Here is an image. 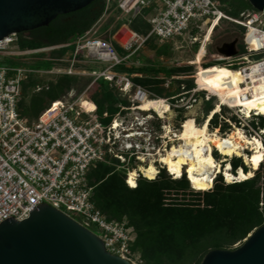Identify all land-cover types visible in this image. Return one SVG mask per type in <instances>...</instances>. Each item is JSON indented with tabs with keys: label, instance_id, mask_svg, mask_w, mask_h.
Segmentation results:
<instances>
[{
	"label": "built area",
	"instance_id": "1",
	"mask_svg": "<svg viewBox=\"0 0 264 264\" xmlns=\"http://www.w3.org/2000/svg\"><path fill=\"white\" fill-rule=\"evenodd\" d=\"M110 1L107 0V11ZM117 7L122 15L130 16L131 20L142 15L144 10L151 9L146 17L148 32L132 30L130 21L128 24L123 23L110 41L94 36L89 38V34L77 41L75 50V57L86 51L94 61L110 64L101 72H93L95 81L105 79L130 100V106H120V112L111 123L105 125L101 122L96 104L86 93L75 97L74 92L52 103L37 120L29 122L23 119L18 103L22 83L31 71L22 67L0 66V224L10 217L16 221L28 219L30 211L36 206L47 204L74 220L73 216L80 217L84 222H78L89 230V226H95L101 232L98 236L103 240L106 250L133 264L130 257L135 253H132L130 246L136 238L134 229L127 221L106 219L91 200L93 189L88 176L99 163H113L116 160L119 161L118 168L127 171L126 183L129 187L131 173L137 172L136 188L138 180L146 178L142 168L154 164L156 177L165 168L160 162L161 156L167 154L171 142L170 138H166V125L163 126L165 134L155 136L153 120L154 113L158 114L154 110L147 112V117L142 119L129 113L147 100L159 97L136 85L130 77L111 70L144 49L151 39L166 44L184 37L193 27H207V36L210 30L214 32L223 20H227L244 29V41L249 52L241 54L238 44V55L227 57L218 51L222 44L217 47L215 56H209L207 47L210 39L200 65H196L197 73L193 76L195 87L188 90L182 84L179 94L165 100L169 104V112L172 108L191 110L201 100L210 101L213 97L220 100L216 94L198 83L201 69L207 71L210 67H225L244 61L251 65L240 69L244 76L241 84L244 94L240 97L243 101L251 100L254 83H264V11L248 10L239 18H232L216 0H118ZM118 20L122 21L120 18ZM123 29L127 34L123 40H119L117 35ZM115 44L127 53L125 57L118 54ZM38 51L18 50L17 35L0 40V56L20 57ZM67 74L72 75V70ZM172 82V79L166 80L165 87L169 89ZM40 90L38 88L37 91ZM84 102L94 108L88 109ZM224 106L236 112L239 118L235 123L229 121L232 128L242 129L245 135L249 131L248 122L261 117L253 112L251 118H246L221 102V109ZM217 130L220 133V129ZM251 130L264 144V129ZM157 163L160 164L159 168ZM263 164L264 161L261 166Z\"/></svg>",
	"mask_w": 264,
	"mask_h": 264
},
{
	"label": "trees",
	"instance_id": "2",
	"mask_svg": "<svg viewBox=\"0 0 264 264\" xmlns=\"http://www.w3.org/2000/svg\"><path fill=\"white\" fill-rule=\"evenodd\" d=\"M216 1L232 18H239L243 12L254 10L248 0ZM115 7L117 13L120 12L117 4ZM106 12L107 0H96L80 11L59 16L47 27L31 31L29 36L25 33L17 35V48L20 51L56 47L48 56L43 53L31 54L27 56L30 61L0 56L8 59L6 65L1 66L23 67L31 71L22 83L18 103L23 119L29 122L37 120L52 103L75 92L79 78L67 74V71L75 57L76 43L91 34ZM150 13L151 9L144 10L142 15L132 20L131 29L140 33L148 32L146 17ZM122 24L121 20H116L115 26L110 23L93 36L99 37L109 30L112 35ZM238 31L242 37L240 53L247 54L250 49L244 41L245 31L241 27ZM155 41L151 39L147 45H153ZM116 49L122 53V57L127 55L118 45ZM153 49L158 57L169 53L167 45L159 48L153 46ZM139 53L127 60L130 66L127 61L116 66V73L130 77L136 85L150 89L159 98L176 96L181 92L182 84L188 90L195 87L194 77L180 78L182 74L189 73L191 67H138L135 62L140 61ZM76 58L81 59V56ZM53 71L60 73H51L52 76L47 80L42 78L41 73ZM168 79L173 80L172 85H179L175 91L163 88L162 84ZM93 87L95 89L89 98L96 104L97 114L103 124L113 121L121 110L120 106H130L126 97L105 79H98ZM38 88L41 90L37 91ZM84 89L74 93L75 97L80 96ZM214 98L204 101L206 119L214 106ZM217 115L210 121L214 130L218 128ZM261 118L260 127L264 129V116ZM118 163L116 160L113 163H99L90 171L88 178L93 189L91 200L108 221H127L134 229L136 238L130 249L132 253L139 254L143 264H201L210 251L233 250L254 230L264 226V181L261 182L259 171L253 178L233 184H226L222 178L216 179L212 190L198 191L191 189L185 175L172 179L162 170L158 178L147 180L141 177L137 187L131 188L126 183L127 171L119 169ZM230 164L233 171L242 168L248 172L240 158H234ZM188 196L201 200H188Z\"/></svg>",
	"mask_w": 264,
	"mask_h": 264
},
{
	"label": "water",
	"instance_id": "3",
	"mask_svg": "<svg viewBox=\"0 0 264 264\" xmlns=\"http://www.w3.org/2000/svg\"><path fill=\"white\" fill-rule=\"evenodd\" d=\"M96 0H0V40L49 26L59 16L80 11ZM264 11V0H248ZM239 40L218 51L237 56ZM0 264H131L109 253L103 240L65 213L40 204L30 217L0 224ZM201 264H264V226L233 250L210 251Z\"/></svg>",
	"mask_w": 264,
	"mask_h": 264
},
{
	"label": "bare ground",
	"instance_id": "4",
	"mask_svg": "<svg viewBox=\"0 0 264 264\" xmlns=\"http://www.w3.org/2000/svg\"><path fill=\"white\" fill-rule=\"evenodd\" d=\"M213 31L202 41V46L196 54L194 65H200L203 54L206 52V46L211 39ZM255 47V45H254ZM258 47V45H256ZM251 65L249 62H239L226 65L225 67H210L207 71L201 69L198 83L210 90L220 98L208 113V119L203 126L199 127L193 118L187 119L184 130L170 138V142H178L168 149L167 154L161 156L163 164L168 172L175 178H182L185 174L193 189L198 191H208L215 183V178L222 174L227 183L234 181L243 182L255 176L264 161V144L257 137L246 136L242 129L234 128L228 136H221L219 131H210V121L214 115L221 111L222 104H228L234 108L237 113L246 118H251L255 112L259 116H264V83L255 84L253 87V99L243 101L241 95L244 94L241 84L244 82V76L240 69ZM84 106L93 109L94 106L84 102ZM154 110L161 118L169 112V104L165 98L149 99L143 103L136 111L147 113ZM166 138H169L171 131L167 127ZM213 149H218L222 155L221 160H217L213 155ZM250 150L251 154L245 151ZM234 156L245 159L246 164L251 170L245 172L242 168L232 173V166L229 158ZM142 173L149 180H154L157 175V169L154 164L149 168H142ZM137 172H133L129 178L131 188L136 186Z\"/></svg>",
	"mask_w": 264,
	"mask_h": 264
},
{
	"label": "rangeland",
	"instance_id": "5",
	"mask_svg": "<svg viewBox=\"0 0 264 264\" xmlns=\"http://www.w3.org/2000/svg\"><path fill=\"white\" fill-rule=\"evenodd\" d=\"M118 0H111L110 1V8L109 10L106 12V14H104V16L100 19V21L95 25L94 29L92 30L91 34L88 36L93 37V34L95 32H100L102 29H104L108 24L112 23V26L116 25V20H118V18L122 19V23H129L130 21L132 22L130 16H124L121 14V12L117 13V9L115 7V4H117ZM115 19L114 22H112V20ZM130 22V23H131ZM197 30V31H195ZM239 27L236 26L234 23H231L227 20H223L219 26L215 29V31L212 34L211 37V42L207 47V51L209 56H215L217 54V47L221 46L224 43H231L234 40L238 39L239 41L242 40V37L240 36L239 33ZM127 34L126 30L123 29L121 30L118 35H117V39L119 40H123V38L125 37V35ZM207 34V27H202L201 29H197L194 28L188 33L186 34L184 37H180V38H176L171 42H168L166 44H161L157 41L154 42L153 45H147L144 49H142L139 53V60L140 61H136L135 64L136 66H144V65H156V66H165V67H180V68H185V67H191L192 70L189 73H184L180 76V78H191L193 77L196 73V65L193 64L196 54L199 50L200 44L203 41V39H205V36ZM114 34L111 35V31L109 30L108 32L102 34L99 36L100 39L105 40V41H110L112 39V36ZM195 38H198V41H195ZM164 45H167L169 47V53L167 56H163V57H158L156 54L155 49H153V46H156L157 48L162 47ZM51 48H45V49H41L38 52L33 53L34 54H45L46 56H48L51 52ZM118 54L122 57V53L118 52ZM31 55V54H29ZM29 55L25 56H21L18 59L24 60V61H30L28 60ZM81 59L79 58H73V60L70 62V67L68 69L67 72H69L70 70H72L73 74L72 76H77L79 78L78 83L76 84V90H75V94L78 93L79 90L83 89L85 87V89L83 90V92L81 93V95L83 93H86L87 96L91 97L93 90L95 89V87H93L94 83H95V76L91 74V71H97V72H101L103 70H105L106 68H108L110 66V64L108 63H102V62H97L94 61L89 55L88 53L85 51L83 53L80 54ZM257 56H255L256 58ZM8 59H5L3 57H0V66L1 65H6V61ZM67 60V59H66ZM128 62V61H127ZM128 66L131 65V63H127ZM218 66H221V64H217ZM63 69V68H62ZM118 69L114 68L111 71L116 72ZM59 74L60 71H53V72H46V73H41L42 78L44 80L50 79V77L52 76V74ZM64 73V72H63ZM51 74V75H50ZM165 83L166 81H164V83L162 84L163 88L165 87ZM179 85H172L169 89H171V91H175L177 89ZM38 90V89H37ZM148 91H150V89H147ZM151 93H153L152 91H150ZM124 97V96H123ZM122 99V98H121ZM125 99L128 100V102L130 103V100L128 99V97H126ZM214 105L218 100L217 97L214 98ZM130 114H132V116H138L140 119H142L143 117H147V113H142L140 111H133V112H129ZM155 115V119L153 120V125H154V129H155V136H161L164 135V130H163V126L166 125L169 130L171 131V133L169 134V138H174L176 139L174 136L176 134L181 133L184 130V125L187 119L193 118L196 122V125L201 127L203 126V124L205 123L206 119V111H205V105L203 100H201V102H199L196 106H194L193 109L191 110H178V109H171V111L165 115L164 118L158 117V115ZM218 128L220 129V135L221 136H225L226 134H229L233 128L230 125L229 121H231L232 123L238 122L239 118L236 115V112L230 110L228 107H222L221 109V114H218ZM262 118H258V119H251L248 122L249 127L247 128L249 131L246 132V136L251 137L250 135L254 136L256 135L251 128L254 131H258V128L260 127ZM210 131L214 132L216 131V129L214 130L213 127L210 126ZM167 134V133H166ZM168 136V135H166ZM158 143H160L159 141H157ZM173 144H178V142H171L170 146ZM216 153L218 155V157L216 158ZM246 154H251L250 150H246L245 151ZM213 155L217 160H221L222 159V155L220 154V152L217 149H213ZM234 158H240L243 162V164L248 168V171L251 170L250 167L246 164L245 159L242 157H238V156H234L232 158H229V162H231ZM158 168L160 166L159 163H157L156 165ZM165 170L167 172V174L169 176H171L172 179H175L166 169V167L164 169H161L160 171ZM261 174V182L264 181V164L259 168L258 170ZM257 171L254 172V174ZM233 174H236L237 171H233ZM159 177V173L158 176L156 178ZM186 179L187 175L185 174ZM144 178V177H143ZM223 179V181L226 184H233V183H237L238 181H234L233 183H227L225 181V178L222 174L218 175L214 180L218 179ZM147 179V178H146ZM149 180V179H147ZM189 181V180H188ZM190 183V182H189ZM215 185V183H214ZM191 186V184H190ZM214 188V186L210 189L212 190ZM192 190H195L192 188ZM208 190V191H210ZM188 200H201V198L199 197H186ZM77 221L79 222H84L80 217L78 216H73ZM90 230H92L93 232H95L97 235L100 236L101 232L95 227V226H89ZM236 245L233 247L235 248ZM130 261L133 264H143L139 254H135L134 256L130 257Z\"/></svg>",
	"mask_w": 264,
	"mask_h": 264
},
{
	"label": "crops",
	"instance_id": "6",
	"mask_svg": "<svg viewBox=\"0 0 264 264\" xmlns=\"http://www.w3.org/2000/svg\"><path fill=\"white\" fill-rule=\"evenodd\" d=\"M117 44H115V46H116ZM119 46V45H118ZM120 47V46H119ZM121 48V47H120ZM45 49V48H44ZM41 50V49H40ZM5 57H10V58H14V59H16V58H19V57H11V56H5ZM21 57V56H20ZM74 58H76V57H74ZM8 67V66H7ZM15 68H19V67H15ZM23 68V67H22ZM95 72H97V71H95ZM91 74H93V73H91Z\"/></svg>",
	"mask_w": 264,
	"mask_h": 264
},
{
	"label": "flooded vegetation",
	"instance_id": "7",
	"mask_svg": "<svg viewBox=\"0 0 264 264\" xmlns=\"http://www.w3.org/2000/svg\"><path fill=\"white\" fill-rule=\"evenodd\" d=\"M25 35H26V36H29V35H30V32H28V33H25Z\"/></svg>",
	"mask_w": 264,
	"mask_h": 264
}]
</instances>
